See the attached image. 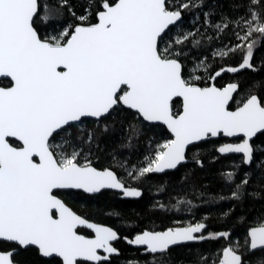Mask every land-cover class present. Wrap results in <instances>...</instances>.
Masks as SVG:
<instances>
[{"label": "snow or ice", "instance_id": "obj_1", "mask_svg": "<svg viewBox=\"0 0 264 264\" xmlns=\"http://www.w3.org/2000/svg\"><path fill=\"white\" fill-rule=\"evenodd\" d=\"M203 7L204 0H0V242L9 245L0 264H19L15 257L32 247L58 264H111L121 255L118 231L79 214L67 197L113 190L141 198L152 175L189 162L202 168L201 145L213 138L226 141L216 153L239 163L220 173L231 195L205 203L241 201L256 171L264 181V158L256 157L264 148L255 143L264 136V86L216 83L224 73L258 70L264 0H232L228 12L203 11L186 27L185 13ZM117 125L121 148L146 147L135 162L114 150L103 164L101 143ZM171 208L189 218L123 237L151 257L144 264H170L174 246L208 241L223 243L198 253L196 264H250V255L264 254V217L247 225L241 242L210 232L192 200Z\"/></svg>", "mask_w": 264, "mask_h": 264}, {"label": "trees", "instance_id": "obj_2", "mask_svg": "<svg viewBox=\"0 0 264 264\" xmlns=\"http://www.w3.org/2000/svg\"><path fill=\"white\" fill-rule=\"evenodd\" d=\"M43 3L44 0H41ZM51 4H56L57 0H47ZM86 0H78V3ZM232 0H204V7L195 13H185V26H190V21L196 14L203 11H209L215 8L217 12H228ZM227 42V41H226ZM210 55V52L208 53ZM255 66L258 69L242 70L238 74L224 73L222 77L216 80L217 85L227 82L239 81L245 89L255 86H264V44H261L254 53ZM235 66V61L231 62ZM227 66V65H225ZM159 129H151L148 135L158 134ZM124 133L117 125L101 143L104 154L101 163L106 164L110 158L109 154L114 150L122 156L131 155L132 161L142 158L140 155L146 145L141 143L135 148L123 149ZM226 142L219 138L213 139L208 143H203L200 148L203 167H199L189 162L187 167H181L179 170L164 175H152L142 184L143 195L139 200H127L119 194L104 191L95 197H89L85 194L69 195L67 197L70 205L79 214L88 215L90 219L103 223L117 230L121 239L116 243V248L121 255L114 257L111 264H128V261L139 260L144 264L145 260H150V256L142 255L136 248L131 247L123 237H132L136 232L142 229L163 228L172 226L176 219H188L184 211L177 212L171 208V204L178 198H187L198 205L195 209L196 219L204 216L208 217L207 224L210 232L229 231L232 233L233 240L239 239L243 242L247 225L255 222L258 218L264 217V181H259V172L253 177V182L247 188L246 193L239 202L230 200L214 203H205L211 197L219 195H228L231 193L221 179L222 171L231 170V165L239 163V156L225 158L215 152V147L219 143ZM257 145L264 148V136L255 140ZM218 157V158H217ZM257 160L264 158V153H256ZM245 171L247 166H242ZM255 169V165H253ZM187 177V179H185ZM163 186L164 191H158ZM203 194V197H201ZM158 202L168 205L167 210H161ZM225 213H229L225 215ZM221 242H202L194 243L173 248L170 264H196L198 253L209 254L221 247ZM9 245L0 242V249L8 248ZM19 264H58L57 260L45 259L39 255L35 248H29L26 251H20L15 257ZM264 259V254L256 252L248 257L250 264H258V261Z\"/></svg>", "mask_w": 264, "mask_h": 264}, {"label": "water", "instance_id": "obj_3", "mask_svg": "<svg viewBox=\"0 0 264 264\" xmlns=\"http://www.w3.org/2000/svg\"><path fill=\"white\" fill-rule=\"evenodd\" d=\"M214 140L215 139H217V138H213ZM174 171H177V170H169L167 173H170V172H174ZM155 175H157V176H160V175H164V174H155ZM105 191H109V192H114V193H117V192H115V191H113V190H105ZM118 194V193H117ZM85 195H87V194H85ZM124 199H127V200H139L140 198H124ZM118 242V241H117ZM117 242H115L114 243V246H115V244L117 243ZM189 244H194V243H189ZM186 245H188V244H186ZM131 246V245H130ZM178 246H183V245H178ZM178 246H174V248L175 247H178ZM131 247H133V248H136V247H134V246H131ZM32 248H34V247H32ZM40 255V254H39ZM41 256V255H40ZM42 257V256H41ZM42 258H45V257H42ZM45 259H51V258H45Z\"/></svg>", "mask_w": 264, "mask_h": 264}, {"label": "flooded vegetation", "instance_id": "obj_4", "mask_svg": "<svg viewBox=\"0 0 264 264\" xmlns=\"http://www.w3.org/2000/svg\"><path fill=\"white\" fill-rule=\"evenodd\" d=\"M115 246H116V244H115Z\"/></svg>", "mask_w": 264, "mask_h": 264}]
</instances>
